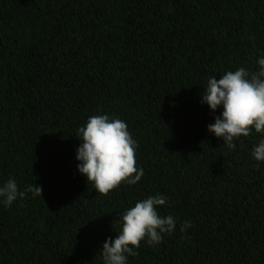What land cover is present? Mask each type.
<instances>
[{"label":"trees","instance_id":"obj_1","mask_svg":"<svg viewBox=\"0 0 264 264\" xmlns=\"http://www.w3.org/2000/svg\"><path fill=\"white\" fill-rule=\"evenodd\" d=\"M262 56L264 0H0V185L26 192L0 204V264H102L122 212L157 193L177 230L128 264H264L262 135L228 148L201 102ZM98 114L127 122L144 170L106 195L76 159Z\"/></svg>","mask_w":264,"mask_h":264},{"label":"clouds","instance_id":"obj_2","mask_svg":"<svg viewBox=\"0 0 264 264\" xmlns=\"http://www.w3.org/2000/svg\"><path fill=\"white\" fill-rule=\"evenodd\" d=\"M257 64L256 73L250 74L245 67H239L226 71L219 79L209 77L201 102L213 112L221 109L207 128L222 138L228 148L235 149L234 141L241 135L247 137L253 129L260 133L262 138L253 146L252 156L264 162V56ZM77 136L81 141L76 149L77 169L87 181L93 182L96 192L106 195L122 182L134 185L144 176L143 168L136 161L138 142L123 119L110 118L108 114L90 116L79 127ZM35 190L41 195L40 187L35 186ZM25 195L14 178L0 185V204L4 206H11ZM168 204L167 196L157 193L125 209L116 237H108L103 242L102 264H128L129 256L138 254L141 241L155 246L163 241L165 234H173L177 230V218L171 214L160 215V206ZM191 227V222L185 220L179 230L186 233Z\"/></svg>","mask_w":264,"mask_h":264}]
</instances>
